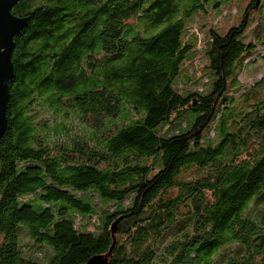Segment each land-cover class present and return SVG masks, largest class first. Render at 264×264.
<instances>
[{
  "label": "trees",
  "instance_id": "obj_1",
  "mask_svg": "<svg viewBox=\"0 0 264 264\" xmlns=\"http://www.w3.org/2000/svg\"><path fill=\"white\" fill-rule=\"evenodd\" d=\"M179 7L14 6L29 20L14 39L0 142V264H85L110 251L117 220L109 264H264V77L246 91L239 80L264 59V0L226 33L210 30L206 93L207 78L174 84L195 50Z\"/></svg>",
  "mask_w": 264,
  "mask_h": 264
},
{
  "label": "rangeland",
  "instance_id": "obj_2",
  "mask_svg": "<svg viewBox=\"0 0 264 264\" xmlns=\"http://www.w3.org/2000/svg\"><path fill=\"white\" fill-rule=\"evenodd\" d=\"M180 6L179 10L175 14L173 20L182 19L185 23V31L183 36L189 39L193 46H195L194 52L191 56L182 64L181 72L179 76L174 81L176 86L184 87L186 86L190 79H197L202 81L203 78L210 80L209 83L203 85L204 92L211 90L212 84L211 80L213 75L211 71L206 68L208 66V59L205 55L206 47L208 45L210 30L215 29L218 33L223 34L234 26L241 24L244 19V15L248 4L251 0H201L202 7L189 9L192 5L190 0H177ZM188 10V11H187ZM186 17V15H189ZM257 12H253L251 15V21L249 27L246 30L244 40L246 43L251 42L254 35V25L255 22L252 20L257 16ZM129 24L135 25L136 20L131 19L128 21ZM144 24V23H142ZM169 23H163L158 28H156L153 33H157L167 27ZM147 37L146 35H144ZM260 51V45L257 47L256 52ZM195 63L192 67L190 62L191 59H195ZM242 66L237 62L236 71L239 72ZM192 68L195 71V75L191 74ZM262 77H264V59L259 58L250 63H245L242 68L239 80L244 83L245 91L253 87ZM232 78V77H231ZM230 78V79H231ZM229 85L232 89L233 86L231 82ZM77 127V133L87 131V127L79 122H75ZM99 206V203H96ZM26 249H33L34 254L37 253L39 258H44V255L49 254V249L47 247H35L34 244L25 240L24 242ZM35 247V248H34ZM41 264H47L48 261L42 259L39 261Z\"/></svg>",
  "mask_w": 264,
  "mask_h": 264
},
{
  "label": "water",
  "instance_id": "obj_3",
  "mask_svg": "<svg viewBox=\"0 0 264 264\" xmlns=\"http://www.w3.org/2000/svg\"><path fill=\"white\" fill-rule=\"evenodd\" d=\"M20 0H0V142L7 130V105L10 100L9 81L13 78L12 55L14 39L27 27L28 18L17 17L12 13ZM118 220L112 224L113 245L106 255L94 256L85 264H109L116 240Z\"/></svg>",
  "mask_w": 264,
  "mask_h": 264
}]
</instances>
